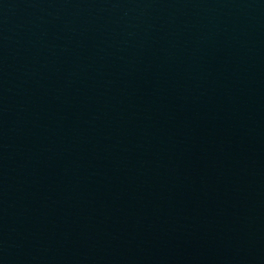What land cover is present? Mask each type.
<instances>
[{"label":"water","instance_id":"1","mask_svg":"<svg viewBox=\"0 0 264 264\" xmlns=\"http://www.w3.org/2000/svg\"><path fill=\"white\" fill-rule=\"evenodd\" d=\"M0 264H264V0H0Z\"/></svg>","mask_w":264,"mask_h":264}]
</instances>
